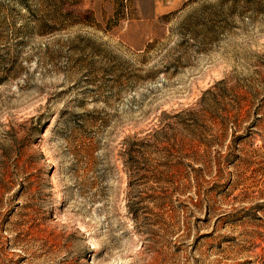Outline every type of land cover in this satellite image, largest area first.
Listing matches in <instances>:
<instances>
[{
  "label": "rangeland",
  "instance_id": "rangeland-1",
  "mask_svg": "<svg viewBox=\"0 0 264 264\" xmlns=\"http://www.w3.org/2000/svg\"><path fill=\"white\" fill-rule=\"evenodd\" d=\"M0 264H264V0H0Z\"/></svg>",
  "mask_w": 264,
  "mask_h": 264
},
{
  "label": "trees",
  "instance_id": "trees-1",
  "mask_svg": "<svg viewBox=\"0 0 264 264\" xmlns=\"http://www.w3.org/2000/svg\"><path fill=\"white\" fill-rule=\"evenodd\" d=\"M208 91H210V90H208ZM178 115H176L175 118H178L179 117ZM179 123L182 125L183 129L187 130V131L191 130V128H194L196 126L195 122L187 123L186 120H184V119L179 120ZM126 143H127V148L124 152V166H125V169H126L128 175L131 177L133 175L135 176L134 173H135L136 169L138 168V166H137L138 161H137L136 155H135L136 152H139L138 151V147H139L138 145H143L140 147H148L149 144H148V140L146 138L143 140H140V141L139 140L133 141L132 143H130L129 140H126ZM164 165H166V164L165 163H159V166H164ZM141 169H146V170L152 172V173H150V175H146L150 179L153 178V179L158 180L161 178V177H156V175L153 174L154 171L151 170L150 168L143 167ZM129 184L132 185V183H129ZM129 213L131 214L133 219H138V212L136 210L132 209L129 211Z\"/></svg>",
  "mask_w": 264,
  "mask_h": 264
}]
</instances>
